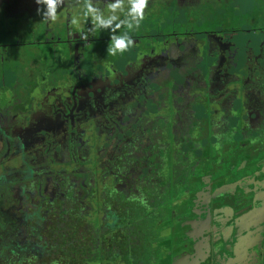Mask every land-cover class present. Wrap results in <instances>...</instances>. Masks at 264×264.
Listing matches in <instances>:
<instances>
[{
  "label": "flooded vegetation",
  "instance_id": "1",
  "mask_svg": "<svg viewBox=\"0 0 264 264\" xmlns=\"http://www.w3.org/2000/svg\"><path fill=\"white\" fill-rule=\"evenodd\" d=\"M217 1L0 0V264H264V28Z\"/></svg>",
  "mask_w": 264,
  "mask_h": 264
},
{
  "label": "rangeland",
  "instance_id": "2",
  "mask_svg": "<svg viewBox=\"0 0 264 264\" xmlns=\"http://www.w3.org/2000/svg\"><path fill=\"white\" fill-rule=\"evenodd\" d=\"M250 6V7H249ZM246 3V0H219L215 4L219 12L214 15L212 21H206L207 17L205 11L200 10L202 5L197 6V12L193 10L189 17L188 23L190 28L200 29L204 26H209V28L219 29L226 27L228 29L246 27V28H264V0H250V4ZM204 6L203 8H206ZM249 8V9H247ZM249 10L245 12V10ZM244 10V11H243ZM171 14L167 19L170 24L178 22L181 18L177 10L171 9ZM165 17V15L163 16ZM162 17V18H163ZM149 23L151 26L160 24L157 18H153L144 15V19L141 23ZM96 27H99L96 23ZM154 28V26H153Z\"/></svg>",
  "mask_w": 264,
  "mask_h": 264
},
{
  "label": "clouds",
  "instance_id": "3",
  "mask_svg": "<svg viewBox=\"0 0 264 264\" xmlns=\"http://www.w3.org/2000/svg\"><path fill=\"white\" fill-rule=\"evenodd\" d=\"M130 7L128 8L127 15L132 16L133 20L136 22L137 27H139L140 22L144 19V9L147 7L148 0H129ZM37 5H45L48 16H51L53 19L57 18L56 7L59 3V0H36ZM87 12L85 16L89 13L93 15V19L97 22L98 25H103L104 27L110 28L112 31L121 27V25L126 26L127 29H132V24L129 23L126 19L118 20V17L112 15L108 19H103L95 15V10L92 8L91 4H87ZM109 8L114 11L117 8H123L122 0H117L115 4L109 5ZM37 12H41V8H37ZM114 21L116 23H114ZM118 21V22H117ZM75 22V21H73ZM112 47L109 49V53L113 56L118 53H124L128 51L133 46V40L128 36L127 32L121 36L112 37ZM143 203V201H141Z\"/></svg>",
  "mask_w": 264,
  "mask_h": 264
},
{
  "label": "water",
  "instance_id": "4",
  "mask_svg": "<svg viewBox=\"0 0 264 264\" xmlns=\"http://www.w3.org/2000/svg\"><path fill=\"white\" fill-rule=\"evenodd\" d=\"M256 60H258V59H256Z\"/></svg>",
  "mask_w": 264,
  "mask_h": 264
}]
</instances>
